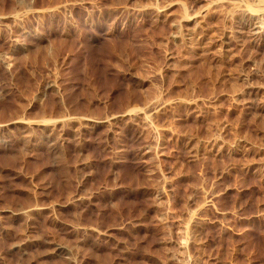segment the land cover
<instances>
[{
  "label": "rangeland",
  "instance_id": "rangeland-1",
  "mask_svg": "<svg viewBox=\"0 0 264 264\" xmlns=\"http://www.w3.org/2000/svg\"><path fill=\"white\" fill-rule=\"evenodd\" d=\"M0 264H264V0H0Z\"/></svg>",
  "mask_w": 264,
  "mask_h": 264
},
{
  "label": "bare ground",
  "instance_id": "bare-ground-1",
  "mask_svg": "<svg viewBox=\"0 0 264 264\" xmlns=\"http://www.w3.org/2000/svg\"><path fill=\"white\" fill-rule=\"evenodd\" d=\"M106 48V47H105ZM109 50V49H108ZM101 51V50H100ZM102 52H104V50L102 51ZM107 52V51H106ZM88 54V53H87ZM100 54V53H99ZM106 54V53H105ZM108 56V55H107ZM101 57V56H100ZM85 61V60H84ZM90 63H91V60H90ZM109 63V62H108ZM87 65V64H86ZM105 65V64H104ZM95 72V71H94ZM108 82V81H107ZM100 84V83H99ZM112 86V85H111ZM60 249H61V247H60ZM59 249V250H60ZM64 249V248H63Z\"/></svg>",
  "mask_w": 264,
  "mask_h": 264
}]
</instances>
